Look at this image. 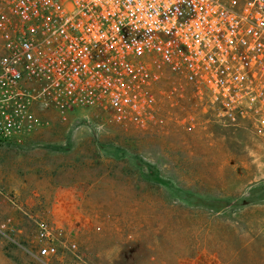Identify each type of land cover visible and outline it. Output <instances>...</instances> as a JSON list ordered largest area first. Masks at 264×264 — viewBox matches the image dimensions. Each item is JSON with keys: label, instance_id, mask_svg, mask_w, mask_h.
Segmentation results:
<instances>
[{"label": "built area", "instance_id": "1", "mask_svg": "<svg viewBox=\"0 0 264 264\" xmlns=\"http://www.w3.org/2000/svg\"><path fill=\"white\" fill-rule=\"evenodd\" d=\"M36 104L140 133L208 119L264 136V0H0V142L22 145L44 125ZM0 206L31 215L1 180ZM34 221L36 259L78 252L56 221ZM81 229L89 241L101 227Z\"/></svg>", "mask_w": 264, "mask_h": 264}, {"label": "rangeland", "instance_id": "2", "mask_svg": "<svg viewBox=\"0 0 264 264\" xmlns=\"http://www.w3.org/2000/svg\"><path fill=\"white\" fill-rule=\"evenodd\" d=\"M43 109L44 129L30 141L0 142V180L31 210L0 206V221L10 216L19 229L0 233V264H264V199L226 209L194 204L195 196L241 200L263 192L264 136L250 123L206 119L195 129L172 123L140 133L105 117L90 120L81 109ZM98 143L141 157L175 187L146 181L128 158L115 159ZM69 204L77 224L65 221ZM37 216L56 221L78 252L61 248L46 263L36 259ZM94 225L101 229L86 241L81 228Z\"/></svg>", "mask_w": 264, "mask_h": 264}, {"label": "water", "instance_id": "3", "mask_svg": "<svg viewBox=\"0 0 264 264\" xmlns=\"http://www.w3.org/2000/svg\"><path fill=\"white\" fill-rule=\"evenodd\" d=\"M98 148L108 155L114 157L115 159L120 158H128L129 161L140 170L141 176L146 181H151L157 184H160L165 187L174 188L175 185L173 181L167 177H164L160 170L153 164L143 160L141 157L128 153L125 149L112 144V143H98ZM70 150V148H66V151ZM194 204H201L204 206H210V201L206 198L195 196ZM264 199V186L263 192L260 195L251 196L241 200H230V201H222L224 208H233V207H241L246 206L255 202H259Z\"/></svg>", "mask_w": 264, "mask_h": 264}, {"label": "crops", "instance_id": "4", "mask_svg": "<svg viewBox=\"0 0 264 264\" xmlns=\"http://www.w3.org/2000/svg\"><path fill=\"white\" fill-rule=\"evenodd\" d=\"M34 111H35V113H36V115H38V114H45L47 111H45L44 109H43V107L40 105V104H36L35 105V107H34ZM41 129H44L43 128V125L42 126H40V127H38L32 134H31V136L26 140V142H24L22 145H24L25 143H27V141H30V139L31 138H33L34 137V134L36 133V132H40V130ZM12 145H14V144H12ZM20 187H21V185H19ZM77 193H71V196H73V198L72 197H70L69 198V200H75L76 202H75V204L76 205H79L81 202L80 201H78V198H77ZM73 205L74 204H69L68 206L69 207H71V208H73Z\"/></svg>", "mask_w": 264, "mask_h": 264}, {"label": "trees", "instance_id": "5", "mask_svg": "<svg viewBox=\"0 0 264 264\" xmlns=\"http://www.w3.org/2000/svg\"><path fill=\"white\" fill-rule=\"evenodd\" d=\"M230 201L229 199H212V200H209L210 201V206L209 207H215V208H224V205L222 203V201ZM225 209V208H224Z\"/></svg>", "mask_w": 264, "mask_h": 264}]
</instances>
